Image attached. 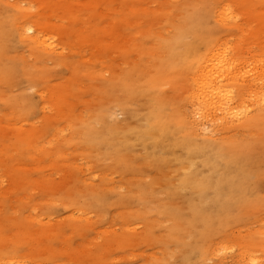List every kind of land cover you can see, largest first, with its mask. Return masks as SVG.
Returning <instances> with one entry per match:
<instances>
[{
	"label": "rangeland",
	"instance_id": "374dc122",
	"mask_svg": "<svg viewBox=\"0 0 264 264\" xmlns=\"http://www.w3.org/2000/svg\"><path fill=\"white\" fill-rule=\"evenodd\" d=\"M221 45L264 57V0H0V264H264V87L241 83L246 62L227 84L242 119L192 121Z\"/></svg>",
	"mask_w": 264,
	"mask_h": 264
},
{
	"label": "bare ground",
	"instance_id": "6f19581e",
	"mask_svg": "<svg viewBox=\"0 0 264 264\" xmlns=\"http://www.w3.org/2000/svg\"><path fill=\"white\" fill-rule=\"evenodd\" d=\"M219 16L221 18L220 22L223 20V21H226V22L229 21L231 23L233 22V23L236 24L240 20V17L235 13V11L231 8V6L229 4H224V5H222V7H220ZM256 23H258V22H256ZM19 30H20V34L22 36H24V38H26L30 42H32L36 47L39 48V47L42 46L43 50L46 51V52L55 50V47L53 46V42L52 43H48L49 39H45V37H43V34L45 33V31L39 29L37 26H35L33 24H28V25L26 24V25H23L22 27H20ZM221 47H222V45H221ZM219 48H218V52L217 53L213 51L216 54L211 55V53H209L211 55V57H209L208 59L206 58L208 56L205 57L207 59V61H206V63L204 62L205 65H203V66L200 64L202 67L200 68L199 76L196 75L197 78L193 79V81H196L195 82V88L192 91L191 95L189 94L190 95L189 98L192 99L191 102L193 103V104L190 103V106L192 104V108H191V112H192V115H193L192 116V119H193L192 121L198 122L199 118L203 119V120L204 119L209 120V119H214L215 118L214 120L216 122L218 120L217 118H219V120H220L219 122L221 123L222 120L228 119L230 117L233 118L234 115L236 114L234 112V109H235L234 108V104H235L234 94H233V91L230 88H228L227 84L230 83V82H234V81H236V82L240 81V79L238 77L241 78L242 75H243V77L241 78L242 79L241 80L242 84L245 83V79L244 78H247V77H244V76L245 75L247 76V74H248V77H250V79H251V80L249 79L250 82L253 79L251 85H248V90L247 89L246 90L249 91V89H250V90H252L254 92V94L256 92V94H255L256 96H257V91L256 90L258 88H260L259 86L264 87V57L257 58L254 62H248L245 59V62H246L245 63L242 60L243 56L239 57V56L233 54V52L230 53L231 49H229V47L226 48V47L223 46L222 48H220V49ZM213 52H212V54H213ZM247 62H248V64H247ZM200 63H202V62L200 61ZM242 63H245L246 65H249L248 68H246L245 70L247 71V69H248L250 71H248L247 73L243 72L244 74L241 73L242 75L240 76L239 75L240 72L238 73V71H240L239 67H240V64H242ZM245 64H243V65H245ZM249 67H252L253 70H252V68L250 69ZM197 71H198V69H197ZM191 90H192V88H191ZM263 90H264V88H263ZM244 92L245 91H243L242 93L244 94ZM249 92H251V91H249ZM253 92H251L249 94H253ZM258 92H259V90H258ZM235 93H236V91H235ZM237 93H239V92H237ZM259 93H261L263 95L264 91H263V93H262V91L259 92ZM240 95L241 94L239 93V95H237V96H240ZM242 97L243 96H240L241 100H242ZM249 97H250V95H249ZM257 98H258V96L256 97V101H257ZM263 98H264V95H263ZM263 98L261 99L262 103H263V100H264ZM258 102H260V99L258 100ZM236 103H237V101H236ZM260 103H258V104L260 106H262L263 104H260ZM241 105H243V103ZM239 107H241V106H239ZM244 107H245V104H244ZM244 107L242 106L241 108H239L240 111H242L241 109L242 108L244 109ZM245 109L246 110L242 111V113H244V114H245V112L248 113L246 107H245ZM237 116L238 115H236V117ZM236 117H234V119L231 118L232 119L231 123L233 121H235V120L237 121L240 118L239 117L237 119ZM241 119L242 118H240L239 120H241ZM223 123H225V121ZM172 128H173L172 125H170L169 123H162V129L161 130L163 131L164 137L162 135H161V137L167 139V140L163 139L162 141H165L166 145L169 148L175 147V146L178 147L177 141H174L173 138H174L175 133H177V131L179 130V128L178 129H174V130H177L175 133H174V130L171 131ZM201 131H202V129H201ZM158 147L159 148H164L165 146H161L160 144H158ZM185 147L188 148V149H192V147L189 146V145H185ZM185 147L180 148L179 149L180 152H181V150H184ZM206 147L207 146H205L204 144L201 143L200 144V148H195V151L197 153H200V154L204 155V153L206 151ZM180 152H179L178 155H182V152L181 153ZM183 163L187 164V162H183Z\"/></svg>",
	"mask_w": 264,
	"mask_h": 264
}]
</instances>
